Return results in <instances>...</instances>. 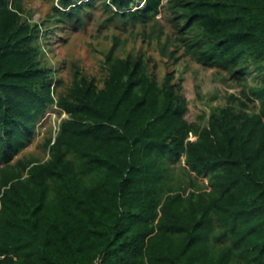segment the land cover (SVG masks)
I'll use <instances>...</instances> for the list:
<instances>
[{
    "label": "trees",
    "instance_id": "obj_1",
    "mask_svg": "<svg viewBox=\"0 0 264 264\" xmlns=\"http://www.w3.org/2000/svg\"><path fill=\"white\" fill-rule=\"evenodd\" d=\"M55 1L76 26L96 0ZM168 4L186 51L244 82L252 106L188 122L172 73L159 82L115 47L101 86L76 67L58 90L41 25L0 0V264H264V0ZM162 5L102 0L110 21L132 24ZM51 110L46 160L16 158Z\"/></svg>",
    "mask_w": 264,
    "mask_h": 264
},
{
    "label": "rangeland",
    "instance_id": "obj_2",
    "mask_svg": "<svg viewBox=\"0 0 264 264\" xmlns=\"http://www.w3.org/2000/svg\"><path fill=\"white\" fill-rule=\"evenodd\" d=\"M20 2L23 19L42 27L43 36L39 39L42 59L54 69L55 77L61 81L58 90L70 84L76 67L101 86L106 75L104 55L115 47L116 54L121 57L143 55L150 61V70L159 82L167 73H172L174 82L180 86L187 100L188 122H197L205 118L212 108L235 99L252 106L250 99L243 94L245 92L250 97L244 82L232 79L225 69L201 65L191 52L186 51L184 42L180 40L185 34L179 32L183 23L175 18L168 0H163L161 9L150 20L135 24L119 18L110 21L111 12L105 10L102 0H96L82 14L84 23L76 26L62 20L55 0ZM58 123L55 113L49 111L47 118L37 124L32 143L16 158L46 160L48 155L42 143L45 136H54ZM190 139L193 138L190 136ZM199 180L207 184L206 179Z\"/></svg>",
    "mask_w": 264,
    "mask_h": 264
},
{
    "label": "clouds",
    "instance_id": "obj_3",
    "mask_svg": "<svg viewBox=\"0 0 264 264\" xmlns=\"http://www.w3.org/2000/svg\"><path fill=\"white\" fill-rule=\"evenodd\" d=\"M65 115L63 114V115H61V117H64Z\"/></svg>",
    "mask_w": 264,
    "mask_h": 264
},
{
    "label": "built area",
    "instance_id": "obj_4",
    "mask_svg": "<svg viewBox=\"0 0 264 264\" xmlns=\"http://www.w3.org/2000/svg\"><path fill=\"white\" fill-rule=\"evenodd\" d=\"M49 116V115H48ZM55 118H56V113H55Z\"/></svg>",
    "mask_w": 264,
    "mask_h": 264
}]
</instances>
